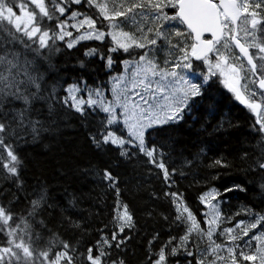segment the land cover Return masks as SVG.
Masks as SVG:
<instances>
[{"label": "snow or ice", "instance_id": "1", "mask_svg": "<svg viewBox=\"0 0 264 264\" xmlns=\"http://www.w3.org/2000/svg\"><path fill=\"white\" fill-rule=\"evenodd\" d=\"M106 37L114 45L107 54L88 49L85 56L99 55L108 67L114 63L112 53L128 57L121 61L128 74L112 78L111 99L105 95L106 88H91L86 82L83 88L69 84L66 95L58 97L56 85L46 80L58 42L72 49L81 41ZM203 65L206 70L198 71ZM216 81L255 114L253 127L261 137L255 168L264 173V0H0V170L5 178L18 192L24 190L22 145L55 133L63 109L85 119L89 114H104L88 139L101 152L107 147L118 151L116 162L99 171L83 170L106 182L116 194L115 215L107 232L98 230L100 238L80 251L88 230L84 220L67 215L79 196L72 194L67 207H61L50 203L47 188L41 187L28 199L27 208L18 212L14 202L20 196L8 192L11 198L0 200V264H128L124 255L113 257L114 250L126 252L132 238L126 229L135 227L134 209L120 198L116 169L131 164L138 154L162 171L168 188L175 187L162 195L173 206L172 223L185 226L184 235L170 236L148 256V264H168L170 259L173 264H192L193 259L196 264H264V211L248 209L247 219L223 227L240 213L225 215L219 207L223 201L217 199L220 193L213 188L199 196L207 211L198 219L175 180L183 171L165 162L169 143L153 136L191 115ZM248 84L255 91H249ZM214 112L209 105L208 116ZM222 128L221 121L213 132ZM242 158L248 159L249 154ZM192 163L185 160L186 165ZM217 166L226 168L229 163L220 157L209 165ZM259 187L264 192V182ZM149 195L161 198L156 192ZM50 209L59 210L53 228L48 227ZM160 215L168 221L167 215ZM58 227L64 228L63 234ZM77 231L80 239L68 237ZM158 239L157 232L148 242L150 252Z\"/></svg>", "mask_w": 264, "mask_h": 264}, {"label": "trees", "instance_id": "2", "mask_svg": "<svg viewBox=\"0 0 264 264\" xmlns=\"http://www.w3.org/2000/svg\"><path fill=\"white\" fill-rule=\"evenodd\" d=\"M113 46L110 37L104 41H81L72 49H68L65 42H58L59 51L50 58L47 83L56 85L58 97L66 95L64 90L69 84L79 83L83 88L84 82L91 88L103 86L110 96L114 85L112 78L122 71L121 61L128 57L118 52L112 53L114 63L108 67L106 60L99 55L85 56V52L97 49L101 54H107ZM209 105L215 108L213 116H208ZM61 116L62 122L55 133H44L36 142L22 145L26 162L23 172L25 188L22 192H18L15 184L6 179L3 170H0V200L8 196V192L16 193L20 200L14 202V207L18 212H23L28 199L34 198V193L41 187L47 188L49 202L61 207H67L71 195L76 194L81 199L67 215L85 222L88 233L80 247V251H84L85 245L100 238L102 233L98 230L107 232L112 227L117 197L106 182L97 180L92 172L85 175L83 170L94 168L99 171L107 164L116 162L118 151L107 147L101 152L88 139V133L99 127L98 122L104 118V114H89L85 119L71 109H63ZM205 120L209 123L205 124ZM221 121L223 128L213 132L215 125ZM255 123L256 117L251 112L221 85L214 83L204 99L193 108L191 115H185L184 121L170 124L153 134L155 138L169 143L170 147L165 148V152L170 155L166 156L165 162L170 168L174 166L183 171L184 175L177 174L175 180L198 219L202 212L207 211L199 196L213 188L220 193L217 199L223 201L219 206L225 215L240 213L223 227L234 226L241 218L247 219L248 209L264 211V192L259 187L264 182V173L255 168V157L260 155L256 145L261 139L253 127ZM202 125L206 131L202 130ZM201 149L204 152L197 159ZM246 152L249 158L243 159ZM220 157L226 159L228 167H209L214 159ZM185 160L193 163L186 165ZM116 172L120 175V198L134 209L135 227L126 229L132 237L127 242L126 252L114 250L113 257L119 254L125 256L128 264H148V256L158 252L160 245L170 236L178 238L184 235L185 226L172 223L175 216L173 206L162 195L165 191L175 190V187L168 188L162 171L149 164L142 154H138L131 164L122 163ZM241 188L246 191H241ZM225 189L232 191L225 192ZM151 192H156L161 198L152 199L149 195ZM148 211H152L151 216L147 215ZM49 213L52 219L48 227L53 228L58 224L59 210L50 209ZM161 213L169 217L168 221L161 217ZM45 218H49V214L46 213ZM201 226L206 227L203 221ZM56 230L62 234L64 232V228L58 227ZM157 232L159 239L153 241L150 252L148 242ZM68 237L80 239V233L69 232ZM203 246L201 243V251ZM168 264H173L171 259ZM192 264H196L194 259Z\"/></svg>", "mask_w": 264, "mask_h": 264}, {"label": "flooded vegetation", "instance_id": "3", "mask_svg": "<svg viewBox=\"0 0 264 264\" xmlns=\"http://www.w3.org/2000/svg\"><path fill=\"white\" fill-rule=\"evenodd\" d=\"M236 51V53L238 54V49L237 50H235ZM197 64H201V62H199V61H197L196 62ZM195 63V64H196ZM200 71H203V70H206V65H203L200 69H199ZM216 83L217 84H219V85H221L222 86V88L227 92V93H229L230 95H232L234 98H235V95L233 94V93H231L224 85H223V83L222 82H220V81H216ZM242 83H244L243 81H242ZM248 90L249 91H255V89L252 87V85H250L249 87H248ZM236 99V98H235ZM237 100V99H236ZM238 102H239V100H237ZM241 103V102H240ZM241 105L242 106H244L249 112H251L248 108H247V106L246 105H244L243 103H241ZM252 113V112H251ZM254 114V113H253Z\"/></svg>", "mask_w": 264, "mask_h": 264}, {"label": "rangeland", "instance_id": "4", "mask_svg": "<svg viewBox=\"0 0 264 264\" xmlns=\"http://www.w3.org/2000/svg\"><path fill=\"white\" fill-rule=\"evenodd\" d=\"M125 30H128V29H125ZM73 35H74V33H73ZM75 35H76V34H75ZM75 35H74V36H75ZM127 74H128V69L124 66V67H123V71H122L119 75H127ZM116 76H118V75H116ZM116 76H115V77H116ZM250 85H251V84H248V85H247V88H248ZM113 86H114V85H113ZM109 99H111V98H109ZM214 202H215V201H214ZM219 207H220V206H219Z\"/></svg>", "mask_w": 264, "mask_h": 264}]
</instances>
